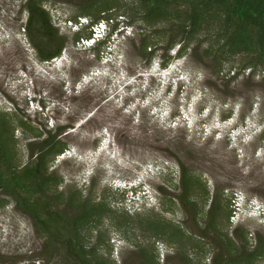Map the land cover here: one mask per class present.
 Instances as JSON below:
<instances>
[{"label": "rangeland", "instance_id": "rangeland-1", "mask_svg": "<svg viewBox=\"0 0 264 264\" xmlns=\"http://www.w3.org/2000/svg\"><path fill=\"white\" fill-rule=\"evenodd\" d=\"M136 1L48 0L43 8L66 45L59 58L42 62L25 32V0H0V112L36 131L14 132L21 162L27 164L31 149L49 136L68 145L50 174L63 178L58 192L65 198L78 190L111 210L88 246L97 245L105 264H186L185 257L215 264L217 254L227 259L206 229L210 209L242 255L260 249L258 259L242 264H264V67H245L250 59L241 55L224 58L220 39L202 35L179 66L159 76L184 42L176 37L172 45L169 27L159 36L153 32L167 27L132 23L138 20L130 9ZM100 17L114 25L106 41L95 49L77 46L75 34L89 35ZM79 18L90 26L76 32L70 22ZM209 47L214 50L205 58ZM128 185L136 187L134 194L146 189L149 199L130 195ZM9 201L0 208V264H45L31 221ZM156 219L195 237L198 248L143 224Z\"/></svg>", "mask_w": 264, "mask_h": 264}, {"label": "trees", "instance_id": "trees-1", "mask_svg": "<svg viewBox=\"0 0 264 264\" xmlns=\"http://www.w3.org/2000/svg\"><path fill=\"white\" fill-rule=\"evenodd\" d=\"M47 1L25 0L24 3L28 15L25 32L27 31L28 39L42 62L59 58L66 45V40L59 36L58 28L53 25L49 12L43 8ZM107 3L109 2L104 3L105 10L110 8ZM131 8L136 15L134 17L138 19L134 18L132 23L140 21L152 28L167 27L166 30L153 32L159 36L169 34V27L172 45L176 42V37H180L181 41L183 39L182 53L202 35L206 37L205 40L216 36L221 41L220 46L218 45L221 52H218L224 58L241 55L250 59L249 65L246 64L245 67H264V0H137L131 4ZM102 11L103 9L97 10V15ZM127 13L131 14V11ZM81 15L91 16L83 10ZM98 19L99 22L112 21L104 17ZM80 32L81 30L75 34L76 43L91 37V33L80 37ZM147 37L149 39L151 36ZM147 37L142 43L144 51L148 46ZM199 42L203 43V40ZM101 43L104 42H98L91 49ZM213 50L212 47L206 49L205 58L211 57ZM100 51L99 49L98 55ZM218 52L215 51V58L220 57ZM17 128L36 133L35 128L17 115L10 116L0 112V208L9 205V199L13 200L15 209L31 221L34 233L41 240V252L37 255L45 260V264H51L54 259H58L61 264H105V260L97 256V245L92 249L88 246L92 233L102 225L104 219L111 218V210L103 201L96 202L91 195L84 197L78 190H72L66 198L63 192H58L63 178L56 173L50 174V168L56 158L67 151L68 145L58 140L57 136H49L38 142L31 149L28 163H22L19 143L14 134ZM182 181L186 188H190L193 182L185 172ZM215 210L210 209L212 217L206 224V229L215 233L214 237L219 241L218 248L223 249V255L229 259L217 254L214 263L242 264L246 259H258L260 249L242 255L229 234L218 228V213ZM124 219L123 217L118 223L122 225ZM143 224L156 235H167L169 239L191 243L193 250L198 248L199 241L195 237L167 221L146 220ZM235 235L242 237L238 231H235ZM101 237L100 235L99 240ZM62 251L67 259L63 257ZM142 256L146 258L145 252ZM184 259L186 264H194L189 257ZM150 260L152 259L148 255L147 261Z\"/></svg>", "mask_w": 264, "mask_h": 264}, {"label": "clouds", "instance_id": "clouds-1", "mask_svg": "<svg viewBox=\"0 0 264 264\" xmlns=\"http://www.w3.org/2000/svg\"><path fill=\"white\" fill-rule=\"evenodd\" d=\"M85 19L86 18H79V21L70 22V25H71V23H73L78 28V30L76 31V32H78L81 29V27L90 26V24ZM59 20L60 19L58 18L57 21H59ZM61 22H64V20H62ZM63 24H66V21ZM113 26L114 25H112L106 21H102V22H99L97 24L95 23V24L91 25L90 26L91 37L88 39H81L78 43H76V45L77 46H84V47H87V46L93 47V46H96L98 42H105L107 37H108V35L106 34V30H107V28H110V27L113 28ZM106 35H107V37H106ZM108 44L110 45L111 41H108ZM181 51H182L181 46H179V48L174 49V51L171 52V55L173 57V61H175V62L173 64L171 63L170 66L163 67V68L161 67L159 70L160 72H158L159 76H161V74L163 75L164 72H167L168 69L171 68L173 65H176V63L179 66L178 63L185 56V54H183L184 52L182 53ZM178 73H180V71ZM132 188H136V187L134 185H128L124 188V190L125 191L128 190V192L131 193L130 195H133V196H137L138 194H141L142 198H144V201H146L145 199H149V196L147 195L146 189H142V190H140L134 194L131 191ZM131 198L133 200L135 199L134 197H131ZM137 200H139V199L137 198ZM140 203L143 205L142 201H140ZM145 204H146V202H145Z\"/></svg>", "mask_w": 264, "mask_h": 264}, {"label": "built area", "instance_id": "built-area-1", "mask_svg": "<svg viewBox=\"0 0 264 264\" xmlns=\"http://www.w3.org/2000/svg\"><path fill=\"white\" fill-rule=\"evenodd\" d=\"M71 26L75 27L76 31L78 30V28L73 23H71Z\"/></svg>", "mask_w": 264, "mask_h": 264}]
</instances>
